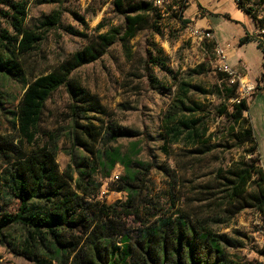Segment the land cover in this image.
<instances>
[{
  "label": "trees",
  "instance_id": "obj_1",
  "mask_svg": "<svg viewBox=\"0 0 264 264\" xmlns=\"http://www.w3.org/2000/svg\"><path fill=\"white\" fill-rule=\"evenodd\" d=\"M235 2L256 29L264 31V19L246 9L242 0ZM0 3L7 7L2 15L9 19L15 35L0 32V82L23 87L16 110L10 112L19 140L0 134V246L33 264H237L225 254V248L238 247L236 241L218 234L213 226L224 223L227 213L231 219L250 209L264 218V169L253 157L257 142L252 124L244 116L248 106L239 99L238 82L224 87V104L217 116L226 114L228 104L234 102L228 131L237 147H249L247 154L252 157L243 155L233 162L219 184H199L186 196H176L174 184L169 193L153 196L149 176L156 165L111 146L119 139L135 137L134 132L105 122L109 117L105 107L73 75L102 58L114 43L125 45L149 27V18L158 9L145 1L112 0L115 11L124 14L122 29L114 27L98 34L54 71L28 82L19 58L42 41L44 32L59 24L61 13L54 11L39 26L28 29L26 1ZM172 5L182 14L188 2L173 0ZM250 41L257 43L264 60V34L245 36L240 45ZM225 77L232 76L220 73V80ZM61 88L70 97L66 137L79 155L70 154L72 165L59 177L54 174L52 159L61 135L42 132L40 126L47 101ZM203 109L176 98L163 119L170 144L187 145L194 156L209 155L222 145L217 143L216 133L208 134ZM138 146L132 144L133 154L139 153ZM117 164L124 173L114 191L125 193L126 200L107 204L96 197L101 184L94 175L103 172L110 178Z\"/></svg>",
  "mask_w": 264,
  "mask_h": 264
},
{
  "label": "rangeland",
  "instance_id": "obj_2",
  "mask_svg": "<svg viewBox=\"0 0 264 264\" xmlns=\"http://www.w3.org/2000/svg\"><path fill=\"white\" fill-rule=\"evenodd\" d=\"M23 1H26L25 26L28 29L39 26L54 11L61 13L59 24L44 32L42 41L19 58L28 82L54 71L72 53L89 46L98 34L124 27V14L115 11L112 0H54L52 4H44L43 0ZM242 1L246 9L264 19V0ZM172 2L157 7L158 14L149 18V27L140 30L127 44L114 43L102 58L73 75V80L97 96L105 107L109 114L105 122L111 121L134 132L135 137L119 139L111 146L134 159L156 165L149 176L153 196L169 193L174 184L176 196L188 195L199 184H219L233 162L243 155L252 157L247 154L249 147H237L228 131L234 102L228 104L226 114L217 116L218 108L224 104V87L235 82H238L239 99L247 103L244 116L251 122L257 142L253 157L260 160L264 169V60L261 52L252 43L238 46L237 40L227 61L214 39L198 42L190 37L189 29L195 27L194 24L191 20L185 24L184 20H189L185 11L180 14L179 7ZM5 12L7 7L0 3V32L15 36L9 19L2 15ZM200 15L205 16L203 12ZM207 18L215 27L221 47L232 44L237 34L235 25L223 17L208 15ZM98 26H102L101 29ZM249 30L253 37L264 34L255 26ZM220 73L232 77L220 80ZM22 94L21 85L0 82V134L15 142L19 139L11 124L10 112L16 110ZM178 97L203 106V116L210 126L208 134L216 133L217 143L222 144L209 155L194 156L187 145L169 143L163 119ZM69 98L65 88L55 92L46 103L40 126L42 132L61 135L52 159L54 174L59 177L72 165L71 155H79L66 137ZM133 143L139 145L138 154L130 149ZM123 173L119 164L111 171L110 178H105L103 172L95 173L94 178L101 184L98 200L107 204L126 200L125 193L114 191V184ZM165 208L167 211L169 206ZM222 219L224 223L214 225V231L235 240L238 245L225 248L226 258L237 264H264V218L250 209L231 219L227 213ZM5 251L0 246V264H33Z\"/></svg>",
  "mask_w": 264,
  "mask_h": 264
},
{
  "label": "crops",
  "instance_id": "obj_3",
  "mask_svg": "<svg viewBox=\"0 0 264 264\" xmlns=\"http://www.w3.org/2000/svg\"><path fill=\"white\" fill-rule=\"evenodd\" d=\"M200 12H203L205 16L201 17ZM185 15L187 19L192 21L196 28L206 29L212 32L214 42L223 50L225 57H227V61L230 57V53L234 50L232 48L234 43L238 40V46H242L240 45V40L245 36H252L251 32H249V28L254 26V23L251 18L244 13V11L238 9L235 0H191V2L188 3ZM208 15L218 18L223 17L235 25L234 27L237 34L234 35V41L232 44H226L221 47L218 34L215 31V27L211 25L209 19L207 18ZM248 43H252L254 46L257 45L254 41H250ZM248 76L250 77L249 74ZM248 76L246 77L248 78Z\"/></svg>",
  "mask_w": 264,
  "mask_h": 264
},
{
  "label": "built area",
  "instance_id": "obj_4",
  "mask_svg": "<svg viewBox=\"0 0 264 264\" xmlns=\"http://www.w3.org/2000/svg\"><path fill=\"white\" fill-rule=\"evenodd\" d=\"M148 1L154 6V8L155 7L157 8V7H162L166 2H169L170 0H148ZM187 2H189V0H187ZM189 34L191 38H193L194 40L198 42H204V41L206 42V41L214 39L212 32L206 29L190 27ZM224 71L228 72L227 69H225Z\"/></svg>",
  "mask_w": 264,
  "mask_h": 264
}]
</instances>
